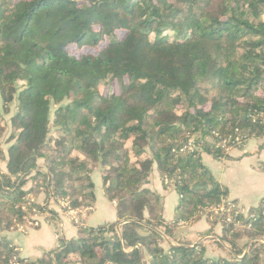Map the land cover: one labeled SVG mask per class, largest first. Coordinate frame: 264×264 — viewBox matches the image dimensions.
I'll list each match as a JSON object with an SVG mask.
<instances>
[{"label":"trees","instance_id":"1","mask_svg":"<svg viewBox=\"0 0 264 264\" xmlns=\"http://www.w3.org/2000/svg\"><path fill=\"white\" fill-rule=\"evenodd\" d=\"M8 114L0 264H264V199L241 213L203 162L264 138V0H0V140ZM99 178L116 220L22 257L8 234L57 216L49 199L93 210ZM202 219L235 257L164 246Z\"/></svg>","mask_w":264,"mask_h":264},{"label":"crops","instance_id":"2","mask_svg":"<svg viewBox=\"0 0 264 264\" xmlns=\"http://www.w3.org/2000/svg\"><path fill=\"white\" fill-rule=\"evenodd\" d=\"M203 162L211 168L216 178L229 188V199L236 201L239 206L251 208L264 199V138H252L244 147L230 149L227 159L217 160L204 153ZM147 187L163 197L164 217L171 221L179 201L178 194L173 189L164 188L156 168ZM96 195L94 209L85 220L87 226H97L117 218L115 204L105 197L100 178L97 180ZM45 200L46 195L42 193L38 201L45 205ZM48 203L57 216L50 214V218L46 219L45 216L38 215L35 220L39 221V227L8 234L19 248L22 257L35 260L41 257L44 251L58 247L60 237L72 239L79 236L78 228L73 224L71 217L63 212L61 206L53 199H49ZM210 229L211 226L205 219L192 225H182L174 237L164 236V246L168 249L178 245L180 241L194 245L205 243L209 257H235L231 246L220 238L221 226L217 225L213 232L207 233Z\"/></svg>","mask_w":264,"mask_h":264},{"label":"rangeland","instance_id":"3","mask_svg":"<svg viewBox=\"0 0 264 264\" xmlns=\"http://www.w3.org/2000/svg\"><path fill=\"white\" fill-rule=\"evenodd\" d=\"M102 89H103V91L104 90H107L108 89V86H106V87L103 86ZM15 109H16V102H14L12 104V107H11L12 113L15 111ZM10 118H11V114H8V115L4 116L1 119V124L5 126V134H4V136L0 140V147H2L3 149H6L7 148V143L6 142L8 140V137H9L10 133H11V129H10V123H11L10 122ZM0 166H1V168H4L5 169L6 163L1 162L0 163ZM28 186H30V183L28 184ZM88 214H89V212L87 213V215ZM49 215H50V213L48 212V213H46L45 217L46 216H49ZM87 215L85 216V220H86ZM36 222L40 225L39 221L38 220H35L34 222H30V223L26 224L25 226H21L19 228V230H21V231H27L28 229L36 228L37 226H34Z\"/></svg>","mask_w":264,"mask_h":264},{"label":"built area","instance_id":"4","mask_svg":"<svg viewBox=\"0 0 264 264\" xmlns=\"http://www.w3.org/2000/svg\"><path fill=\"white\" fill-rule=\"evenodd\" d=\"M62 206L67 207V202H63ZM241 213H247L249 208L239 206ZM92 210L91 208H80V209H70L67 211V214L71 217L72 221L74 220L76 223L85 224V216L87 213ZM39 224L36 222L34 226H38Z\"/></svg>","mask_w":264,"mask_h":264}]
</instances>
